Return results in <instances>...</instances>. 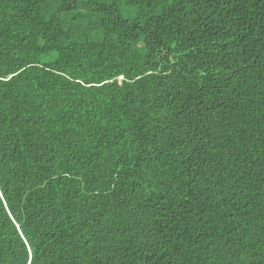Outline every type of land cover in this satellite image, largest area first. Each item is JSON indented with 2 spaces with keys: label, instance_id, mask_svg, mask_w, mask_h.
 I'll list each match as a JSON object with an SVG mask.
<instances>
[{
  "label": "trees",
  "instance_id": "1",
  "mask_svg": "<svg viewBox=\"0 0 264 264\" xmlns=\"http://www.w3.org/2000/svg\"><path fill=\"white\" fill-rule=\"evenodd\" d=\"M0 264H264V0H0Z\"/></svg>",
  "mask_w": 264,
  "mask_h": 264
}]
</instances>
